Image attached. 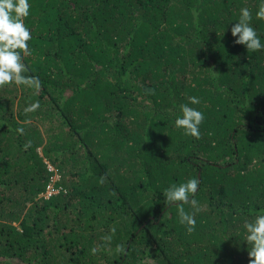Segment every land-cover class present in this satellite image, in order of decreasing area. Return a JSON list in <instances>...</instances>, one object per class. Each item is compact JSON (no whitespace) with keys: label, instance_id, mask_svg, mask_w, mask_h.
I'll use <instances>...</instances> for the list:
<instances>
[{"label":"trees","instance_id":"trees-1","mask_svg":"<svg viewBox=\"0 0 264 264\" xmlns=\"http://www.w3.org/2000/svg\"><path fill=\"white\" fill-rule=\"evenodd\" d=\"M29 3L23 62L41 87L0 88V264H249L264 50L235 44L231 27L247 7L264 43V0ZM182 104L204 114L198 140L175 126ZM191 178L189 234L164 192Z\"/></svg>","mask_w":264,"mask_h":264},{"label":"clouds","instance_id":"clouds-1","mask_svg":"<svg viewBox=\"0 0 264 264\" xmlns=\"http://www.w3.org/2000/svg\"><path fill=\"white\" fill-rule=\"evenodd\" d=\"M29 0H0V88L15 84L24 85L34 89L41 87L38 77L25 75L28 71L23 62L25 56L31 55L29 42L32 39L30 29L25 25V19L31 14ZM257 19L264 20V3H261L256 12ZM252 13L245 7L240 10L239 20L231 27V34L237 37L234 43L244 45L247 52L264 50L256 30L251 25ZM154 94V92H153ZM189 104L198 105L200 99L195 96L188 97ZM189 104H182V116L175 120V126L182 129L185 135L195 139L201 138L200 126L204 122V114ZM40 107L39 102L30 104L25 108V113L35 112ZM19 134H24V129L17 128ZM30 145H26L28 147ZM103 182V178H101ZM200 181L197 178L188 179L179 185L173 184L168 187L164 196L168 204H175L178 208V216L181 224L186 226V231L191 234L195 231V212L200 211L197 200L194 198ZM185 205H189L194 211H185ZM247 235L245 241L248 249L249 264H264V210L255 215L254 220L244 225ZM114 234L115 229H111ZM111 235L105 236L104 240L111 241ZM98 249L93 247L92 254ZM118 253H125L123 245L116 248Z\"/></svg>","mask_w":264,"mask_h":264},{"label":"built area","instance_id":"built-area-1","mask_svg":"<svg viewBox=\"0 0 264 264\" xmlns=\"http://www.w3.org/2000/svg\"><path fill=\"white\" fill-rule=\"evenodd\" d=\"M51 193H53V189L51 188V186H48L43 196L47 198Z\"/></svg>","mask_w":264,"mask_h":264},{"label":"rangeland","instance_id":"rangeland-1","mask_svg":"<svg viewBox=\"0 0 264 264\" xmlns=\"http://www.w3.org/2000/svg\"><path fill=\"white\" fill-rule=\"evenodd\" d=\"M54 178V177H53Z\"/></svg>","mask_w":264,"mask_h":264}]
</instances>
